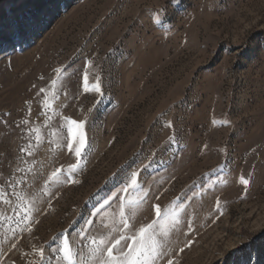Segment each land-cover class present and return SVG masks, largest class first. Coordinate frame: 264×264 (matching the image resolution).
Returning a JSON list of instances; mask_svg holds the SVG:
<instances>
[{
    "label": "rangeland",
    "instance_id": "obj_1",
    "mask_svg": "<svg viewBox=\"0 0 264 264\" xmlns=\"http://www.w3.org/2000/svg\"><path fill=\"white\" fill-rule=\"evenodd\" d=\"M65 118L89 140L73 174ZM0 193V264H64L65 236L96 264L84 236L154 205L179 219L157 264H264V0H0Z\"/></svg>",
    "mask_w": 264,
    "mask_h": 264
},
{
    "label": "snow or ice",
    "instance_id": "obj_2",
    "mask_svg": "<svg viewBox=\"0 0 264 264\" xmlns=\"http://www.w3.org/2000/svg\"><path fill=\"white\" fill-rule=\"evenodd\" d=\"M85 67H87V65ZM57 71L59 72L60 70ZM83 81L85 89L89 90V74L87 71L83 73ZM92 88L95 92L102 94L100 78L98 76L96 77L95 84L92 85ZM41 91H43V89H41ZM28 123L29 121L26 119L22 121L23 125H27ZM65 134L68 138L67 148L69 152H74L76 158V163L69 166L67 170L68 174H73L81 167L80 161L83 159L86 149L89 146V140L85 131V121H76L65 118ZM20 151L24 152L25 149L21 148ZM28 154L31 155V153ZM144 167L146 169L147 165ZM64 174L63 168H57L51 174L46 183L62 184L65 182L61 179ZM138 176V173H133L131 184L123 188L122 191L126 194L129 191H144L143 185L139 181ZM240 183L247 186L249 181L241 176ZM3 195V193H0V199L3 198ZM147 195L148 193L145 191L143 198L128 201L129 207L135 209L139 204L144 202ZM17 200L23 203V198L21 196H17ZM107 203H109V201L105 200V204ZM216 207H220L219 200H217ZM154 209L156 220L139 228L138 231L132 233L131 235L121 234L118 239H114L111 242L103 238L96 239L84 236V247L87 248L88 258L95 259L96 264H157V261L165 255L164 248L166 246V241L170 236L171 231L174 230L176 225L179 223V219L177 218L178 214L172 209L162 210L159 205H154ZM30 211L31 209L29 208H25L23 213L16 211L15 215L20 217V220L17 221V223L25 221L28 218V213ZM124 217L125 213L122 209L120 212V223H122L123 230H128L129 222ZM167 217H172L169 228L157 233L155 229L157 221L161 218ZM86 223L90 224L91 221H86ZM189 227H191V222H189ZM10 230L13 232V236H15V230ZM80 234H83V232L81 231ZM12 247L15 248L16 245L13 244ZM55 251L59 254V259L64 261V264H84L83 250L74 248L67 236L64 237ZM38 255L41 261L46 259L44 249H40L38 251ZM167 264H173V261L169 259Z\"/></svg>",
    "mask_w": 264,
    "mask_h": 264
}]
</instances>
